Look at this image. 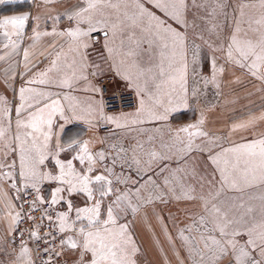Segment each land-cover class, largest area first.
I'll list each match as a JSON object with an SVG mask.
<instances>
[{
  "label": "snow or ice",
  "instance_id": "obj_1",
  "mask_svg": "<svg viewBox=\"0 0 264 264\" xmlns=\"http://www.w3.org/2000/svg\"><path fill=\"white\" fill-rule=\"evenodd\" d=\"M9 2L0 0V4ZM54 2L42 0L43 4ZM228 7V0H218L212 14L227 17ZM188 9L187 0H77L67 13L69 27L43 33L33 29V47L41 36L55 35L68 38V48L65 52L61 45L55 50L57 46L53 43L54 52L46 57L49 65L41 71H34L36 65L31 63L29 51L24 50L27 71L18 75L28 78L19 88L14 119L8 101L0 96V154L3 156L0 181L9 182V191L16 189L19 193L32 189L35 192L29 220L33 219L31 212L36 210L37 202L47 204L41 220L47 219L50 230L43 236L39 234V225L30 231L31 240L43 241L48 258H41L42 264H57L66 252L77 256L74 264H137L140 249L129 224L121 222V214L126 215L129 210L134 214L138 209L131 201L130 191L113 186L127 183L113 171L117 160L114 158L113 167H109L103 164L105 151L95 152L90 148L92 141L74 137L62 142L61 133L65 124L73 120H85L89 124L102 120L124 128L150 121L166 122L170 113L188 107ZM29 20L27 12L0 18V44L15 51ZM233 24L226 45L227 60L264 81V0L237 2ZM94 35L98 39L94 40ZM95 43H102L107 53L104 59L111 61L110 67L116 75L135 90L138 101L134 112L108 115L104 100L90 96L82 106L71 95L80 81L88 80L86 72L90 66L86 50ZM198 53L199 46L193 42L194 62ZM145 56L147 65L143 62ZM92 67L96 69L92 72L95 76L100 68ZM217 72L223 69L214 70L211 80L205 79V86L212 83L219 87ZM52 86L68 91L61 95L51 91ZM85 91L100 93L102 89L89 83ZM259 119L264 120V116ZM58 121L63 122L59 124L60 132L56 131ZM203 123L201 118L195 124L172 130L171 148L180 153L207 148L208 159L218 173V178L201 183L198 196L195 187L181 186V195L175 197L201 202V211L192 224L177 229L181 246L193 257V264H264V134L227 147L212 140L208 142L212 147H200L197 139L208 136L201 129ZM255 124L256 118H253L234 125L232 131L254 128ZM220 139L216 137L215 141ZM143 148L141 142L133 148V162L138 166L141 161L135 152ZM62 153L73 154L62 158ZM146 155L149 168L157 160L166 158L155 150ZM12 157L18 158V171H13L15 159L8 163ZM48 161L53 163V169H48ZM45 182L57 185L49 200L40 195V185ZM228 190L259 191L247 200L243 196L234 200L222 197ZM74 195L85 199L84 206L73 204ZM136 196L139 199V190ZM57 205H63L65 210L56 211ZM5 206L11 216V229L15 231L21 213L13 215L12 205ZM48 209L55 212V217ZM17 260L20 264H35L22 235Z\"/></svg>",
  "mask_w": 264,
  "mask_h": 264
},
{
  "label": "rangeland",
  "instance_id": "obj_2",
  "mask_svg": "<svg viewBox=\"0 0 264 264\" xmlns=\"http://www.w3.org/2000/svg\"><path fill=\"white\" fill-rule=\"evenodd\" d=\"M14 1L11 0V2ZM20 2L21 7H26L31 12H27L30 15V20L25 25L27 29L19 39L17 49L11 52V58L15 59L18 66L19 64L21 66L20 59L23 58L24 50L29 51L34 48L29 46L35 35L33 29L43 33L51 32L53 28L63 30L69 27L67 13L71 11L77 0H55L51 4H43L42 0H20ZM187 2L189 4L187 14L189 28L186 31L190 48L187 66L188 107H181L178 111L170 113L166 122L150 121L124 128H117L114 124H110L107 133L100 132L98 127L93 124L84 127V132L82 130L74 131L72 126L66 129L69 125L66 123L61 134L62 142H66L74 137L81 139L80 134L84 133L82 140L92 141L90 148L93 151H105L106 160L103 164L113 167V159L117 160L113 171L122 180H127V183H114L113 186L123 191H130L132 193L131 201L138 209L134 214L131 210L126 215L121 214V222L129 224L130 231L140 249L136 255L137 264H193V257L189 255L186 248L181 246L177 229L192 224L193 218L201 211V202L199 199L182 198L178 200L175 197L181 195V186L195 187L198 196L201 183H205L208 178H218V173L214 171V166L208 159L207 148L204 151L194 148L189 153H180L170 147L172 130L188 124H195L203 118L204 123L201 125V129L208 136L198 138L197 145L212 147L211 144H208L209 140H212L227 147L233 143L226 138L228 127L233 122L243 119L245 114L250 116L254 109L257 110V105L264 101V81L247 74L246 70H241L233 65L226 57L228 37L234 28L235 4L237 2L257 3L258 0H228L227 17L212 14V8L218 0H195V5H193V0H187ZM46 6L47 8H42ZM50 16L52 18H49ZM36 17H39V20H36ZM51 38L53 39L51 43H55L57 46L55 50L63 45L67 52L68 38L55 35L41 36L36 41L40 46L37 50L32 51L36 53L30 55L32 64L37 63V60L39 62L44 59L42 62L44 65L38 71L49 65V60L46 57L49 56V53L54 52L52 44H50ZM193 42L199 46L195 62L191 54ZM86 52H88L86 53L88 54L87 64L90 66L88 69L95 71L96 69L92 66H99V71L101 75L105 76L104 79H107V84L116 83L122 90L133 91L128 82L116 75L110 67L111 61L104 59L107 57V53L102 43H95ZM68 59H71L70 53ZM143 62L147 65V56L144 57ZM217 69H223V72H217L219 87L212 83L205 86V79L211 80L213 71ZM15 72L17 71H13L11 77L0 75V96L8 101L11 114L14 113L15 104L18 103L19 88L28 78ZM86 74L89 77V73ZM90 80L89 83L94 85L98 81L97 77H92ZM121 81L126 82V86H121ZM50 90L58 92L61 89L52 86ZM133 92L136 97V106L123 112L135 111L138 98L135 91ZM250 108L251 110H249ZM119 113L121 112L111 115ZM60 123L63 122H57V132H60ZM87 129L89 130L87 131ZM216 137L221 139L215 141ZM137 142L144 145L143 151L137 149L135 152L136 158L141 161L139 166L133 162V148ZM241 142L245 141L235 143ZM121 148L124 151H121ZM151 150H155L166 158L157 160L149 168L146 164L148 160L146 153ZM72 154L62 153V158H70ZM12 159H15L16 162V169L13 171H18V158H9L8 163H11ZM0 160H3L2 154H0ZM47 165L48 169L54 168L51 161H48ZM100 170H102V166ZM56 186L52 182L42 183L40 195L43 198H51V192ZM216 186L218 188L219 184L217 183ZM0 188L3 193H8L12 201L14 199L17 206L16 189L9 191V182L5 181H0ZM137 190H139V199L136 196ZM206 190L207 188H205ZM258 191L245 190L241 193L228 190L222 193V197L235 200L243 196L247 200L250 196L256 195ZM3 193H0V196H4ZM71 199L75 206H84L85 204V199L81 195H74ZM63 210H65L63 205L56 206V211ZM2 233V220L0 219V236ZM185 235H189V233L185 232ZM4 236L0 238V241L4 239ZM63 256L67 264H74L77 259V256L70 252H66Z\"/></svg>",
  "mask_w": 264,
  "mask_h": 264
},
{
  "label": "crops",
  "instance_id": "obj_3",
  "mask_svg": "<svg viewBox=\"0 0 264 264\" xmlns=\"http://www.w3.org/2000/svg\"><path fill=\"white\" fill-rule=\"evenodd\" d=\"M20 3H21L20 0H15L14 2L0 4V18H3L5 16H10V15H19V14H22L24 12H29V13L31 12V11L27 10L26 7H21ZM42 8H47V6L42 7ZM25 29H27V28H24V31H25ZM51 42H53L52 38L50 39V44H52ZM29 46H30V48H31V46H33V41L30 42ZM39 46L40 45L38 44V42H35L34 48L29 50L30 55L35 54L36 52H32V51L37 50ZM11 52H12V50L10 48L6 49L2 46V44H0V56L4 57V59H0V61H1V63H0L1 64L0 65L1 74L0 75L3 77H5V76L11 77L13 75V71H15V70L17 71V72H15L16 74L17 73H26V71H27L26 68L24 67V64H23L24 63V57L22 59H20L21 66H20V64L18 66L15 63V59L11 58V55H12ZM86 53H88V52H86ZM43 61H44V59L39 61V62L37 60V63H34L36 65V68L34 69V71H38V69H40L41 66L44 65V63H42ZM29 67H31V65H29ZM41 70H43V69H41ZM87 72L89 73L88 80L87 81H80L76 85L75 89L71 92V95L76 96L82 106L86 105L90 96L95 98V99L99 98V93H92L89 91H85V89L88 87L89 82L91 81L90 79L92 77H97V79H98V81H96L95 85L92 84L96 87H100V84H107L106 83L107 79H104L105 76L101 75L100 71L95 76L92 75L93 71H91L90 69H88ZM100 78H102V79H100ZM121 82L123 84V85L121 84V86H126V82H124V81H121ZM109 86L115 90H122L120 87H118V85L116 83H112V85H109ZM122 88H125V87H122ZM132 90L135 91L134 89H132ZM66 91H68V90L63 89V90H60L58 92H60L61 95H63V92H66ZM261 103L262 104L257 105V107H256L257 110L254 109L251 112L252 114H250V116H246L247 114H245L243 116V119H240V120H237L236 122H233L228 127L226 138L229 142L235 143V142H240V141H248V140H251L253 138L260 136L261 134H264V120L259 119L261 116H264V101H262ZM249 110H251V108ZM12 116H14V113L12 114ZM253 118H256V124H255L254 128H250L247 130L238 128L236 131H232V128L234 125H238V124L247 122ZM95 122L96 121H94L92 124H94ZM68 123H69V125L66 127V129L69 126H72V129L74 131L79 130V132L81 130H82V132H84L85 129H83V128L91 125L88 122H86L85 120H73V121H70ZM88 130L89 129H87V131ZM83 134L82 133L80 134L81 139L84 138ZM6 203L12 205V214L13 215L17 212V206L15 204L14 199L12 201L8 195L0 196V215H1L0 219L2 220V227H3V233L1 234L0 238L2 236L10 234L12 232L11 216L8 214L9 209L5 206ZM19 253H20V251L15 252L3 240L0 241V264H20V262L17 260Z\"/></svg>",
  "mask_w": 264,
  "mask_h": 264
},
{
  "label": "built area",
  "instance_id": "obj_4",
  "mask_svg": "<svg viewBox=\"0 0 264 264\" xmlns=\"http://www.w3.org/2000/svg\"><path fill=\"white\" fill-rule=\"evenodd\" d=\"M102 36V34H100ZM93 39H98L97 36H93ZM102 91L99 93V100L102 99L105 102V112L108 115L128 111L133 109L136 106V97L135 94L130 90H115L112 89L108 84H100ZM100 132L107 133L110 129V124L105 121H98L94 123ZM16 192L17 198V212L21 213L20 220L15 227V231H12L10 234H7L3 241L12 248L15 252L20 250V241L21 235L23 236V240L26 242L27 246L31 249L32 258L35 260V264H42L43 259H47L48 256L44 252V244L43 241L34 242L30 239V231L36 229L39 225L40 230L39 234L41 236L44 235L45 232L50 230L49 222L47 219L41 220V217L47 208V204L40 205L38 202L35 207L36 210L31 212L33 216L32 220L27 219V216L30 213V205H32L35 200V192L32 189H27L21 191L19 193ZM45 200H49L50 198H45ZM49 213L55 217V212L51 209H48ZM39 248V253H37V249ZM57 264H67L62 256Z\"/></svg>",
  "mask_w": 264,
  "mask_h": 264
},
{
  "label": "flooded vegetation",
  "instance_id": "obj_5",
  "mask_svg": "<svg viewBox=\"0 0 264 264\" xmlns=\"http://www.w3.org/2000/svg\"><path fill=\"white\" fill-rule=\"evenodd\" d=\"M93 125H95V124H93Z\"/></svg>",
  "mask_w": 264,
  "mask_h": 264
}]
</instances>
